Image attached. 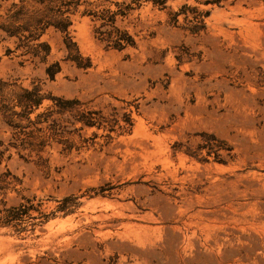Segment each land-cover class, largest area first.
I'll use <instances>...</instances> for the list:
<instances>
[{
	"label": "rangeland",
	"instance_id": "374dc122",
	"mask_svg": "<svg viewBox=\"0 0 264 264\" xmlns=\"http://www.w3.org/2000/svg\"><path fill=\"white\" fill-rule=\"evenodd\" d=\"M0 264H264V0H0Z\"/></svg>",
	"mask_w": 264,
	"mask_h": 264
}]
</instances>
